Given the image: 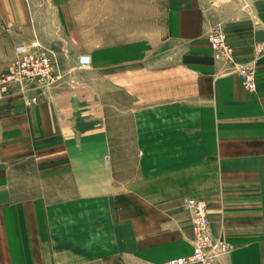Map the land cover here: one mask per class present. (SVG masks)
<instances>
[{
  "label": "crops",
  "instance_id": "crops-1",
  "mask_svg": "<svg viewBox=\"0 0 264 264\" xmlns=\"http://www.w3.org/2000/svg\"><path fill=\"white\" fill-rule=\"evenodd\" d=\"M20 3L0 71L36 38L67 73L0 98V264H162L192 249L188 197L231 246L213 264H264V0ZM216 24L255 90L213 57Z\"/></svg>",
  "mask_w": 264,
  "mask_h": 264
},
{
  "label": "built area",
  "instance_id": "built-area-1",
  "mask_svg": "<svg viewBox=\"0 0 264 264\" xmlns=\"http://www.w3.org/2000/svg\"><path fill=\"white\" fill-rule=\"evenodd\" d=\"M207 38L213 57L230 62L231 68L228 70L238 74L241 85L248 90H255V59L237 60L233 46L219 24L209 30ZM255 48L258 52H264V41L258 42ZM14 50V57L0 72V90L15 81L34 80L39 84H49L59 78L57 61L47 49L41 47L38 39L17 42ZM78 61L81 67L89 66L88 54H81ZM184 203L190 211L192 249L187 254L168 257L162 264H212L216 257L228 252L231 246L221 234L213 232L208 208L202 198L188 197Z\"/></svg>",
  "mask_w": 264,
  "mask_h": 264
},
{
  "label": "rangeland",
  "instance_id": "rangeland-1",
  "mask_svg": "<svg viewBox=\"0 0 264 264\" xmlns=\"http://www.w3.org/2000/svg\"><path fill=\"white\" fill-rule=\"evenodd\" d=\"M9 5L7 6H4V5H0V58H2L1 56H3L4 54H8V47L10 46V42H11V39L10 37H8V33L11 31V23H8L6 21L3 20L4 18V12L6 14H17L19 13V8L20 6L22 5L20 3V0H9ZM2 4V3H1ZM6 8L8 10H3V8ZM34 39V38H32ZM30 39V40H32ZM29 40V41H30ZM20 42V41H19ZM24 42H28V41H24ZM41 44V43H40ZM15 46V45H14ZM41 47L44 49L45 47H43V45H41ZM46 49V48H45ZM50 52V51H49ZM51 55L55 58V60L57 61V57L55 56V54L51 51L50 52ZM10 62V61H9ZM8 62V63H9ZM81 67V66H80ZM83 69H79V74L81 77H87V78H90L92 80V83H95L96 84L94 86H96L97 88H99V78H97L98 76L96 75L97 73H94V72H89L87 69H85V67H82ZM5 70V69H4ZM3 71V70H2ZM0 71V72H2ZM59 73H60V76L59 78H57L56 80L50 82L49 84H41L43 85L44 88H50L49 90L53 89L52 86L56 87L58 85H62L63 82L66 81V79H62V77L67 73V72H63L61 68H59ZM96 76V77H95ZM22 81H27V80H22ZM22 81H15V82H22ZM114 82V81H113ZM13 83V82H12ZM10 83V84H12ZM10 84L7 86V88L5 89H2L0 90V98L3 96L4 93H6L8 91V88L10 86ZM60 85V86H61ZM114 85V84H113ZM114 89V88H113ZM48 90V89H47ZM49 92V91H47ZM111 95L112 97L115 96V91L113 90V92H111ZM224 238V236H222ZM225 239V238H224ZM226 240V239H225ZM227 241V240H226ZM231 249V248H230ZM229 252V251H228ZM227 253V252H226ZM219 257V256H218ZM216 257V258H218ZM215 258V259H216ZM214 259V260H215ZM213 260V261H214ZM213 264V263H212Z\"/></svg>",
  "mask_w": 264,
  "mask_h": 264
}]
</instances>
